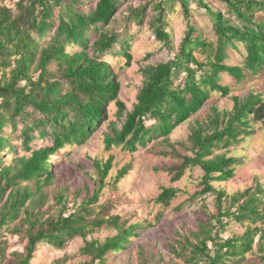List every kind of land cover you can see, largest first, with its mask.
Here are the masks:
<instances>
[{"label":"trees","instance_id":"obj_1","mask_svg":"<svg viewBox=\"0 0 264 264\" xmlns=\"http://www.w3.org/2000/svg\"><path fill=\"white\" fill-rule=\"evenodd\" d=\"M86 1L17 0L13 8L0 6V242L4 225L20 220L21 210L28 201L55 180L52 156L65 146L82 144L92 136L107 116L108 103L114 101L119 115L123 114L124 105L118 100L120 84L106 60V56L121 55L126 59V66L132 62V54L127 49L128 37L120 38L118 31L109 29L123 0H97L95 8L88 12L82 9ZM173 1H157L152 6L156 15L151 27L158 40L167 43L170 35L164 29L165 5ZM180 1L189 19V1ZM196 1L212 17L217 45L204 41L195 24L188 21L176 57L141 69L143 85L137 101L122 129L116 130L114 137L106 135L108 148L126 144L135 150L137 144H146L154 136H168L199 112L212 93L220 92L225 96L230 92L228 86L219 82L223 73L239 82L247 76L245 72L253 75L264 72V0H222L227 15L212 9L205 0ZM144 14V9L135 8L130 19L141 25ZM239 46L244 48L243 64H227L229 49ZM68 47H72V51ZM197 52L206 56L199 58ZM199 71L202 74L199 75ZM181 73L185 75L183 83L176 85L175 80ZM234 99L231 112H219L214 107L210 124H201L193 130L189 137L193 155L184 157L183 166L174 177V180L180 179L188 165L200 166L204 171L203 193L217 195V222L208 230L205 226L201 229L192 250L193 257L200 261L205 259L207 264H229L234 260L239 264L255 246L259 252H264L263 185L257 183L233 194L230 201L235 211L222 210V197L229 198L213 185V182L232 178L233 165L238 162L237 158L226 154L213 155L215 149L252 135L253 123L260 122L264 127V100L260 93L251 92L243 99ZM149 120L154 121L150 127L147 126ZM18 130L21 147L26 153L31 151L28 155L20 156L13 142L11 135ZM35 139H48L53 145L34 149L31 143ZM12 154L15 157L8 163L6 158ZM111 166V158L104 164L95 163L101 183ZM98 196L99 190L84 200L80 209L66 216L60 213L45 218L41 210L29 209L21 217L25 227V251L17 253L9 264H30L36 246L42 241L62 248L69 239L86 237L88 232L104 224L114 225L121 231L103 243L86 241L82 251L91 254L98 264H104L109 251L124 249L140 226L121 229L115 216L88 222L82 210ZM173 196L174 190L167 188L158 201L167 202ZM56 197L60 202L65 198ZM223 217L234 218L248 227L241 236L223 240L218 231L225 227ZM10 231L15 235L22 233L18 226ZM209 242L216 248L212 255ZM4 255L1 246L0 264Z\"/></svg>","mask_w":264,"mask_h":264},{"label":"rangeland","instance_id":"obj_2","mask_svg":"<svg viewBox=\"0 0 264 264\" xmlns=\"http://www.w3.org/2000/svg\"><path fill=\"white\" fill-rule=\"evenodd\" d=\"M16 1L0 0V6L13 8ZM157 1L164 0H123L116 19L109 26L110 30L119 32L120 38L128 37L127 49L132 54L130 66L125 65L126 59L121 55L106 56L120 84L118 100L124 105L122 116L114 101L108 103L105 107L107 116L92 136L82 144L67 145L52 156L51 170L55 173V180L43 186L42 191L21 210V217L29 209L35 212L41 210L45 218L56 217L60 213L66 216L80 209V204L99 190L98 198L82 210L88 222L98 217L110 219L115 216L118 217L117 224L121 229L140 226L134 231L137 235L130 236V242L124 249L107 253L104 264H207L205 259L200 261L193 257L192 250L197 245V234L201 229L205 226L208 230L212 223L217 222V195L203 193L204 171L200 166L188 165L180 179L174 180V177L180 172L184 157L193 155L190 135L199 125L210 124L212 108L217 107L219 112H231L235 105L234 98L243 99L251 92L260 93L264 100V72L256 75L245 72L247 76L239 82L223 73L219 82L228 86L230 92L225 96L220 92L212 93L199 112L177 126L168 136H154L146 144H137L135 150L126 144H114L108 148L105 144L106 135L114 137L115 131L122 129L127 114L133 110L137 101V94L143 85L141 69L176 57L185 37L188 21L195 24L204 41L217 45L212 17L196 0H188L189 19L181 5L182 1L175 0L165 5L164 29L169 33L170 40L168 43L158 40L151 27L156 15L152 6ZM205 1L212 9L226 12V5L222 0ZM96 2L97 0H87L82 9L85 12L91 11ZM135 8L145 11L141 25L130 19L131 11ZM68 48L71 50L72 47ZM243 51V46L229 49L230 59L225 62L229 65L243 64ZM196 55L199 58L206 56L199 52ZM184 76L181 73L177 77L176 85L183 83ZM153 123L154 121L149 120L147 126L150 127ZM19 130L11 135L13 142L18 147L20 156L28 155L31 151L26 153L21 147ZM252 130V135L239 137L237 142L228 147L222 144L214 151L213 155L226 154L238 159L233 165L235 171L232 178L213 182L215 188L224 191L229 198L222 197V210L231 208L235 211L230 201L233 194L254 187L257 183L264 187V127L260 122L253 123ZM52 145L48 139H35L31 143L34 149ZM14 157L13 154L8 156L7 162L12 163ZM110 158L111 169L101 183L95 163L104 164ZM167 188L174 190V196L167 202L158 201L162 191ZM59 195L65 196L63 202L57 200L56 196ZM21 217L1 229L0 248L2 246L5 254L1 264H9L17 253L25 251V227L21 224ZM222 220L225 227L218 231L223 240L241 236L248 227L246 223H240L231 217H223ZM17 226L22 230L19 235L10 231ZM120 231L114 225L104 224L88 232L86 237L75 236L69 239L62 248H55L42 241L36 246L30 264H98V260H93L91 254L82 251L86 241L97 240L103 243ZM258 238L259 236L256 240ZM208 247L212 255L216 248L210 242ZM263 258L264 252H259L255 246L239 264H264ZM229 264L237 262L234 260Z\"/></svg>","mask_w":264,"mask_h":264}]
</instances>
